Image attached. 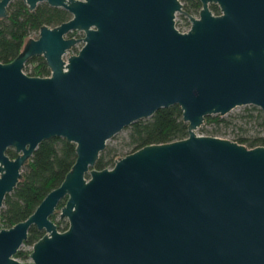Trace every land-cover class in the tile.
Instances as JSON below:
<instances>
[{
  "label": "water",
  "instance_id": "95a60500",
  "mask_svg": "<svg viewBox=\"0 0 264 264\" xmlns=\"http://www.w3.org/2000/svg\"><path fill=\"white\" fill-rule=\"evenodd\" d=\"M45 1L69 16L42 19L0 57V205L40 139L61 135L75 156L26 216L0 225V264H264V143L195 130L236 104L264 112V0H200L186 27L180 0ZM33 54L49 72L22 70ZM172 102L186 135L93 165L108 136ZM31 223L42 233L25 261L13 253Z\"/></svg>",
  "mask_w": 264,
  "mask_h": 264
},
{
  "label": "trees",
  "instance_id": "16d2710c",
  "mask_svg": "<svg viewBox=\"0 0 264 264\" xmlns=\"http://www.w3.org/2000/svg\"><path fill=\"white\" fill-rule=\"evenodd\" d=\"M198 0H186L185 9L193 11L198 6ZM8 11L0 16V57L8 58L16 54L21 48L26 36L37 31L42 19L49 24L59 22L69 16V12L60 5H51L45 0H39L29 9L23 0H9ZM216 9V8H215ZM179 27L187 26L188 21H175ZM184 22V23H183ZM69 30L68 34H77ZM75 48V46H72ZM22 68L36 72H49V68L41 54L28 56ZM255 119L264 125V112L255 104L249 103L234 114L222 115L218 112L204 114L202 121L210 122L213 128L208 130L219 132V126L235 125L237 131L233 138L242 143H264V131L253 134L246 133V123ZM186 120L181 116V108L176 102L161 105L144 117L136 118L124 125L126 129V143L130 145L128 151L141 144L156 139L158 141L186 135ZM200 127V126H199ZM202 128V127H201ZM203 129V128H202ZM6 151L14 152L7 147ZM115 148L101 149L94 160V166L112 164ZM75 156L74 142L61 135H51L40 139L32 154L21 165L22 174L13 187L4 194L0 205V225H10L26 216L50 188L57 184L66 170L71 166ZM64 198H60L55 205L59 207ZM54 210L49 217L58 228L66 226L64 216H55ZM42 229L30 224L27 228L24 242L31 243L35 236H39ZM29 249L17 248L13 255L25 259Z\"/></svg>",
  "mask_w": 264,
  "mask_h": 264
},
{
  "label": "rangeland",
  "instance_id": "374dc122",
  "mask_svg": "<svg viewBox=\"0 0 264 264\" xmlns=\"http://www.w3.org/2000/svg\"><path fill=\"white\" fill-rule=\"evenodd\" d=\"M176 19L180 20V17L177 16ZM180 21H182V20H180ZM183 27H186V25ZM36 32L37 31L31 32L30 36H35ZM80 34H81V30H79V32L77 34H70V35L79 36ZM67 35H69L68 31H67ZM79 45H80V41H77L76 44L73 45V46H75V48H73L71 46L70 48L67 49V51H65L64 55L69 53V52L76 51V49ZM248 104L249 103L236 104L221 114L227 116L228 114L231 115V114L237 113V112L241 111L244 106H246ZM245 125H246L245 131H246V133H249V134L264 131V125L259 123L255 119H250V121L247 122ZM213 127H214L213 124H211L210 122L201 121L200 124L195 127V130L197 132H202V131H206L210 128H213ZM219 128H220L219 133H223V134L229 135L231 137H233L234 132L238 130L237 127L235 128V125H230V124H227L226 126H219ZM109 147L115 148L116 152H127L128 149H130V145L126 143V129H125V127H121L120 129H118L117 131H115L113 134H111L110 136H108L105 139L104 146H103L102 150L105 148H109ZM58 209H59V207L54 208V212L56 213L55 216L58 215ZM30 246H31V243L22 241L19 245V248L30 249ZM15 257H18V256H15ZM25 260H26V258H25Z\"/></svg>",
  "mask_w": 264,
  "mask_h": 264
},
{
  "label": "flooded vegetation",
  "instance_id": "af4514ba",
  "mask_svg": "<svg viewBox=\"0 0 264 264\" xmlns=\"http://www.w3.org/2000/svg\"><path fill=\"white\" fill-rule=\"evenodd\" d=\"M181 1V4H182V6H180V9H174V12H173V18H174V20L175 21H180V20H187L188 21V16H187V14L185 13V11L187 12V10L185 9V4H186V0H180ZM199 1V4H198V6L196 7V9L195 10H193V11H190V12H192V13H194V14H197V11H198V9H199V7L201 6V1L200 0H198ZM208 4H209V8H210V10H219V8H218V4L215 2V1H213V0H209L208 1ZM216 8V9H215ZM180 17V20H177L176 19V17ZM72 30V29H71ZM73 30H75L76 32H79V30H76V29H73ZM24 62V61H23ZM22 66H23V64H22ZM22 70H24L23 68H22ZM8 147V146H7ZM6 147V148H7ZM9 147H11V146H9ZM6 148H5V150H6ZM11 148H13V147H11ZM14 150V149H13ZM14 153H16V151L14 150Z\"/></svg>",
  "mask_w": 264,
  "mask_h": 264
},
{
  "label": "built area",
  "instance_id": "2783aa9c",
  "mask_svg": "<svg viewBox=\"0 0 264 264\" xmlns=\"http://www.w3.org/2000/svg\"><path fill=\"white\" fill-rule=\"evenodd\" d=\"M25 260V259H24ZM25 261H30V258H29V256L27 255V257H26V260Z\"/></svg>",
  "mask_w": 264,
  "mask_h": 264
}]
</instances>
